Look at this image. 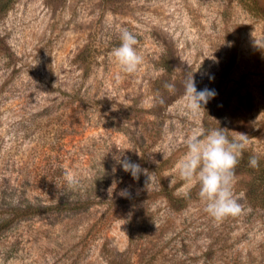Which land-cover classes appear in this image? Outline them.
<instances>
[{
  "label": "rangeland",
  "instance_id": "rangeland-1",
  "mask_svg": "<svg viewBox=\"0 0 264 264\" xmlns=\"http://www.w3.org/2000/svg\"><path fill=\"white\" fill-rule=\"evenodd\" d=\"M13 1L0 19V224L12 208L88 206L12 220L0 264H115L133 220L135 264H264V211L245 171L250 157L264 163V0ZM122 29L143 57L135 74L110 55ZM191 77L216 92L202 112L184 99ZM219 127L250 143L235 169L243 211L217 222L175 165L193 130ZM125 158L151 179L134 180ZM159 182L185 207L172 210Z\"/></svg>",
  "mask_w": 264,
  "mask_h": 264
},
{
  "label": "clouds",
  "instance_id": "clouds-1",
  "mask_svg": "<svg viewBox=\"0 0 264 264\" xmlns=\"http://www.w3.org/2000/svg\"><path fill=\"white\" fill-rule=\"evenodd\" d=\"M120 41V45L113 48L110 55L123 72L135 74L143 64V57L136 47L138 40L127 29H122ZM165 87L169 92L175 91L174 84H166ZM215 96L214 90L205 88L198 91L192 77L184 82V99L187 101V107L194 113L204 111L202 105H206ZM227 131L220 127L207 131L203 128L193 130L186 141L185 154L175 165L186 186L199 187V197L205 204L206 213L217 222L239 216L243 211L234 191L235 169L250 143V138L246 134L236 133V137L230 140L226 135ZM118 162L134 180H138L141 174L151 179L148 171L142 169L139 164L127 158ZM249 165L258 168V159L250 157ZM68 180L70 185L75 183L71 175ZM112 191L113 187L109 189V194ZM119 195L127 197L130 193L123 189Z\"/></svg>",
  "mask_w": 264,
  "mask_h": 264
},
{
  "label": "trees",
  "instance_id": "trees-1",
  "mask_svg": "<svg viewBox=\"0 0 264 264\" xmlns=\"http://www.w3.org/2000/svg\"><path fill=\"white\" fill-rule=\"evenodd\" d=\"M13 0H0V19L6 14L9 10L10 6L12 5ZM161 68L165 74L171 73L172 67L169 59L163 58L161 60ZM244 163L239 161L238 166L240 168L244 167ZM237 166V167H238ZM248 175H250L251 180L249 183V192L247 195H252L250 197L254 206H257L260 210L264 211V163H259L258 168L247 167L245 170ZM157 193L158 196L163 198L168 206L174 210H180L185 207V197L177 196L174 193V189L168 187V185L164 182H159L157 186ZM85 201H60L55 205H49L43 208L28 206L26 208H12L10 215L8 216L7 220L1 221L0 229L6 228L10 225L11 221L14 219H24L31 216H34L39 213H45L47 211H53L58 209H64L68 211H77L81 208H87L88 205L85 204ZM82 206V207H81ZM84 206V207H83ZM136 219V217H135ZM136 222V221H135ZM138 224H141L139 221ZM135 223L134 220L129 223V242L127 246V250L121 254V256L115 257V264L121 263H129L135 264L134 260L141 255L140 252V245L138 242V237L135 236Z\"/></svg>",
  "mask_w": 264,
  "mask_h": 264
}]
</instances>
